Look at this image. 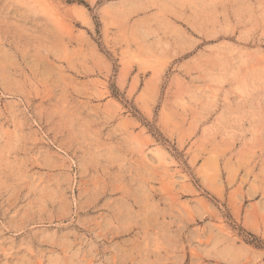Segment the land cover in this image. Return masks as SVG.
<instances>
[{"label":"rangeland","instance_id":"374dc122","mask_svg":"<svg viewBox=\"0 0 264 264\" xmlns=\"http://www.w3.org/2000/svg\"><path fill=\"white\" fill-rule=\"evenodd\" d=\"M0 264H264V0H0Z\"/></svg>","mask_w":264,"mask_h":264},{"label":"bare ground","instance_id":"6f19581e","mask_svg":"<svg viewBox=\"0 0 264 264\" xmlns=\"http://www.w3.org/2000/svg\"><path fill=\"white\" fill-rule=\"evenodd\" d=\"M138 182H139V181H138ZM144 187H145V185H144ZM142 191H143V190H142ZM141 200H142V199H141ZM145 208H146V207H145ZM148 208H149V207H148ZM126 210H127V209H126ZM147 210H148V209H147ZM120 211H121V210H120ZM145 211H146V210H145ZM125 212H126V211H125ZM119 214H121V213H119ZM123 214H124V213H123ZM123 214H122V215H123ZM122 215H121V216H122ZM144 217H145V216H144ZM136 219H137V217H136ZM147 219H148V218H147ZM147 219H146V220H147ZM137 220H138V219H137ZM142 220H143V219H142ZM150 220H151V219H150ZM153 221H154V220H153ZM155 222H157V221H155ZM141 224H142V223H141ZM150 224H151V222H150ZM156 224H157V223H156ZM158 225H160V224H158ZM150 227H151V226H150ZM148 229H149V228H148ZM141 230H142V229H141ZM147 233H148V232H147ZM216 245H217V244H216ZM209 246H210V245H209ZM217 247H218V246H217ZM213 248H215V245H214Z\"/></svg>","mask_w":264,"mask_h":264}]
</instances>
